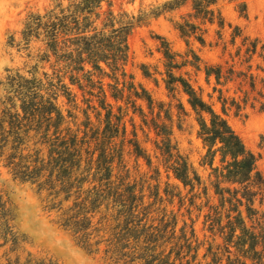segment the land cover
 Wrapping results in <instances>:
<instances>
[{
	"label": "trees",
	"instance_id": "16d2710c",
	"mask_svg": "<svg viewBox=\"0 0 264 264\" xmlns=\"http://www.w3.org/2000/svg\"><path fill=\"white\" fill-rule=\"evenodd\" d=\"M103 1L72 0L67 6L57 4L30 15L24 39L42 41L45 49L40 61L54 59V63L51 73H41L36 64L29 74L10 71L2 82L0 156H6L15 178L47 193L48 206L59 212L61 226L87 251L99 252L105 246L113 264H202L196 262L201 243L193 221L182 220L180 225L179 215L168 208L152 183L155 177L133 173L125 163L127 126L123 113L117 114L107 101L104 78H111L108 85L117 101L126 99V107H118L121 112L129 109L132 97L146 100L149 106L153 99L145 88L137 89L126 69L135 17L110 10L99 27ZM187 1L172 0L165 6L174 9ZM217 2L192 0V16L204 23L219 18L223 24L213 7ZM200 29L188 20L180 25L183 34H194L204 42ZM165 54L172 57L169 48ZM215 73L220 78L219 70ZM170 76L178 80L173 73ZM181 84L199 116V134L208 147L205 159L212 168L209 176L214 177L210 184L218 196L205 225L223 243L211 242L205 256H211L212 264H264V176L257 168V156L191 83ZM72 85L98 100L93 104L87 98L83 121L76 112L66 114L59 104L60 97H65L72 110H80ZM127 90L130 94L125 96ZM132 103L136 106L135 99ZM89 110L97 112L96 123ZM154 128L162 136L158 148L168 170L190 192L197 191L194 197L207 196L209 185L173 144V131L159 120ZM30 138L36 139L34 147L29 146ZM132 144L138 156H145L137 139ZM218 154L222 165L215 167ZM166 194L174 195V190Z\"/></svg>",
	"mask_w": 264,
	"mask_h": 264
},
{
	"label": "rangeland",
	"instance_id": "374dc122",
	"mask_svg": "<svg viewBox=\"0 0 264 264\" xmlns=\"http://www.w3.org/2000/svg\"><path fill=\"white\" fill-rule=\"evenodd\" d=\"M71 1L0 0V98L5 93L2 82L10 71L29 74L39 64L41 73L52 72L54 59L40 61L44 43L36 38L27 43L23 31L32 13H44L57 4L67 6ZM170 1L102 2L98 9L101 13L97 21L99 27L110 10L116 15L135 17L128 36L130 57L126 69L137 89L142 92L143 87L150 93L153 103L149 106L146 100L132 97L129 109L121 112L118 107L125 106L126 99L117 101L112 96L113 90L108 85L111 78H104V85L107 101L114 104L117 114L123 113L127 126L123 143L125 163L133 173L155 177L152 183L166 198L168 208L179 215L180 225L182 220L189 224L193 221L201 243L196 262L212 264L211 256H205L208 247L211 242L218 245L223 241L218 235L214 239L205 220L210 206L218 203V196L210 184L214 177L209 176L212 168L205 159L208 147L199 134V116L181 81L191 83L208 104L228 119L247 148L256 154L257 168L264 176V0H218L213 7L223 18V24L219 18L204 23L193 17L192 0L174 9L165 6ZM187 20L200 25L198 34L204 37V42L194 34L182 33L180 25ZM166 48L171 58L166 56ZM218 70L220 78L215 73ZM171 73L178 80L175 81ZM72 88L80 110H72L73 105L65 97H60L59 104L66 114L76 112L78 120L83 121L87 98H93L78 85ZM129 94L125 91V96ZM134 99L136 106L132 103ZM93 104H98V100L94 98ZM89 113L96 123L97 112L89 110ZM156 120L166 123L173 131V144L209 185L207 196L194 197L197 191L190 192L168 170L158 148L162 136H158L154 128ZM134 139L138 140L145 156L135 152ZM35 142L36 139L30 138L29 146L34 147ZM46 153L47 148L43 147V154ZM220 158L218 154L215 167L222 165ZM171 188L174 195L168 196L167 190ZM46 197L47 193L41 192L37 185L15 178L6 156H0V264H113L105 253V246L91 253L79 245L61 226L59 212L49 208Z\"/></svg>",
	"mask_w": 264,
	"mask_h": 264
}]
</instances>
